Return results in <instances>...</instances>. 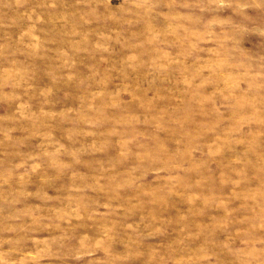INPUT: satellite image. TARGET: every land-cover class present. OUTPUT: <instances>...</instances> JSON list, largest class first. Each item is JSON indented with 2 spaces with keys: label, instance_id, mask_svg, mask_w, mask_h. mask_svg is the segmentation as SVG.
<instances>
[{
  "label": "rangeland",
  "instance_id": "obj_1",
  "mask_svg": "<svg viewBox=\"0 0 264 264\" xmlns=\"http://www.w3.org/2000/svg\"><path fill=\"white\" fill-rule=\"evenodd\" d=\"M0 264H264V0H0Z\"/></svg>",
  "mask_w": 264,
  "mask_h": 264
}]
</instances>
